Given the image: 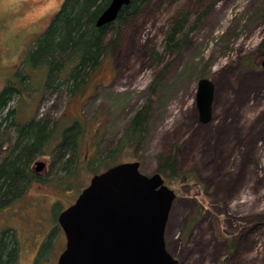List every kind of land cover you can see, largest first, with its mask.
<instances>
[{
    "label": "rangeland",
    "instance_id": "obj_1",
    "mask_svg": "<svg viewBox=\"0 0 264 264\" xmlns=\"http://www.w3.org/2000/svg\"><path fill=\"white\" fill-rule=\"evenodd\" d=\"M197 1L153 0L134 22L119 24L108 33L102 62L72 95L65 85L47 87L53 82L42 59L30 56L64 0H0V93L18 85L9 105L15 122L82 126L76 176L51 171L50 154L42 155L31 168L44 162L38 176L45 182H32L0 210V235L16 241L15 258L6 255L0 264L56 263L62 250L56 217L105 170L106 156L165 65L143 150L127 148L117 159L139 161L144 174L166 168L165 185L177 195L166 248L178 264H264V221L257 219L264 217V0H201L213 3L206 19L179 54L165 52L168 22L196 11ZM201 78L215 86L206 125L195 99ZM12 144L5 142L3 152Z\"/></svg>",
    "mask_w": 264,
    "mask_h": 264
},
{
    "label": "trees",
    "instance_id": "obj_2",
    "mask_svg": "<svg viewBox=\"0 0 264 264\" xmlns=\"http://www.w3.org/2000/svg\"><path fill=\"white\" fill-rule=\"evenodd\" d=\"M152 1L131 0L121 9L114 23L98 28L96 20L111 0H64L30 55L42 59V65L48 71V80L52 79L53 82L47 87L59 89L65 85L66 90L72 95L84 87L106 55L108 33L112 30L116 33L119 24L128 25L134 22ZM196 6L198 7L196 11L178 13L168 22L163 40L165 52L179 54L186 47L191 34L212 10L213 3L206 5L198 0ZM262 50L264 58V44ZM167 70V65L159 70L157 78L149 88L150 97L131 116L122 139L106 156L105 170L123 163L117 157L127 148H134L136 153L143 150L149 136L150 122L155 116L154 98ZM19 92L21 91L18 85L10 82L0 93V210L19 199L32 181L45 182L31 169L36 158L50 154L51 171L61 170L68 176L72 175V178L79 169L77 141L82 126L75 121L71 126L61 128L54 124L49 127L48 122L36 118L26 123H16L17 110H11L9 105ZM13 133L15 142L9 136ZM7 141L13 144L3 152V146ZM90 161L97 170L96 160ZM160 169L162 175L166 168ZM216 197L217 195L210 197L215 204L220 201ZM257 219L260 222L264 221V217ZM8 246L9 244L0 245V257L4 258L6 255L7 258L11 257Z\"/></svg>",
    "mask_w": 264,
    "mask_h": 264
},
{
    "label": "water",
    "instance_id": "obj_3",
    "mask_svg": "<svg viewBox=\"0 0 264 264\" xmlns=\"http://www.w3.org/2000/svg\"><path fill=\"white\" fill-rule=\"evenodd\" d=\"M131 0H111L96 20L116 21ZM264 71V58L261 61ZM198 121L210 124L215 86L199 79ZM45 163L37 162L40 172ZM140 162H123L94 175L76 201L57 219L66 246L57 264H178L166 248V230L176 192L160 172L144 174Z\"/></svg>",
    "mask_w": 264,
    "mask_h": 264
},
{
    "label": "flooded vegetation",
    "instance_id": "obj_4",
    "mask_svg": "<svg viewBox=\"0 0 264 264\" xmlns=\"http://www.w3.org/2000/svg\"><path fill=\"white\" fill-rule=\"evenodd\" d=\"M198 115H199V113H198ZM198 118H199V116H198ZM5 150H7V149H5ZM36 163H37V162H35L34 170H33V168H31V169L33 170V173H34V174L41 175V174H39V173H40L43 169H42L40 172H37V171H36ZM43 168H44V167H43ZM42 181H45V179H42ZM32 182L37 183L36 181H32ZM30 184H32V183H30ZM30 184H29V185H30ZM39 184H41V183H39ZM27 186H28V185H27ZM75 201H76V200H75ZM75 201H74V202H75ZM13 202H14V201H13ZM74 202H73V203H74ZM11 203H12V202H11ZM11 203H10V204H11ZM73 203H72V204H73ZM72 204H71V205H72ZM69 206H70V205H69ZM65 210H66V209H65ZM63 211H64V210H63ZM61 212H62V211H61ZM61 212H60V213H61ZM60 213H59V214H60ZM57 217H58V216H57ZM57 217H56V219H57ZM57 223H58V219H57ZM57 229L60 230V232H61V241H62V250H61V252H60V255H61L62 252H63L64 249H65V246H66V242H67V241L65 240V234H64V231L60 228L59 224L57 225ZM7 237H8V233H7L6 231H2V232H1V235H0V245H5V244L8 245V244H9V241L7 240ZM14 240H15V239H12V241L10 242V244H13V245H12V248L10 249V255H12V254L14 255V252L16 251V249L14 248L15 245H16V243H15L16 241H14ZM10 244H9V245H10ZM45 245H46V244H45ZM60 255L58 256V259H59ZM11 258H12V256L9 257V258H7V259H11ZM13 258H15V256H13ZM13 258H12V259H13ZM2 259H3V258L0 257V261H1ZM58 259H57V261H55V262H56L55 264L58 263ZM6 261H7V260H6Z\"/></svg>",
    "mask_w": 264,
    "mask_h": 264
}]
</instances>
